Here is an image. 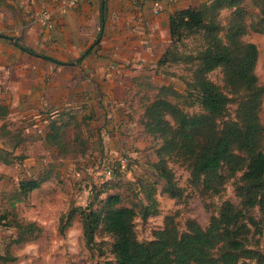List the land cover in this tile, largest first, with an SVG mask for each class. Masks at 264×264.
Instances as JSON below:
<instances>
[{
    "label": "trees",
    "instance_id": "16d2710c",
    "mask_svg": "<svg viewBox=\"0 0 264 264\" xmlns=\"http://www.w3.org/2000/svg\"><path fill=\"white\" fill-rule=\"evenodd\" d=\"M105 13L106 0L100 6V26L106 21ZM168 24L171 42L158 65L184 66L190 77L178 74V78L199 110L187 112L176 100L180 92L172 85L155 87L153 94L141 102L139 119L143 132L158 140L156 160L151 164L157 180L138 179L145 201L130 198L124 204L121 192H109L115 186L112 183L123 177L117 155L108 163L113 176L93 188L95 201L85 207L71 206L61 214L58 233L64 235L78 216L88 246L96 235L111 239L109 264H246L247 260L264 264V251L258 247L264 220V85L255 71L258 48L244 39L250 33L264 34V0H208L175 11ZM188 39L194 44H186ZM15 45L38 55L17 41ZM92 49L87 48L81 57ZM217 69L222 87L209 78ZM170 74L177 78L175 72ZM231 101L235 105L232 114L228 111ZM91 118L85 116L79 122L75 115L61 113L50 123L46 140L59 155L73 153L83 141L80 124ZM70 126L78 130L71 138L66 132ZM174 163L188 170L189 186L201 193L220 194L226 180L236 178L237 201L221 202L205 227L189 219L184 231L178 229L176 215L167 214L153 237L140 241L134 219L138 215L145 220L158 212V181L162 182L160 192L170 198L182 199L185 195V188L175 179ZM47 179L48 175L39 174L19 180L16 200L27 199ZM102 194L105 196L98 199ZM13 205L0 213V223L17 231L12 243L42 231L35 221L20 217ZM15 260L8 248L0 254V262Z\"/></svg>",
    "mask_w": 264,
    "mask_h": 264
},
{
    "label": "crops",
    "instance_id": "0c3cea01",
    "mask_svg": "<svg viewBox=\"0 0 264 264\" xmlns=\"http://www.w3.org/2000/svg\"><path fill=\"white\" fill-rule=\"evenodd\" d=\"M205 1L161 0L155 11L153 0H106L101 29V0H77L64 12L57 0H0V181L19 182L57 165L60 158L49 153L60 155L46 133L61 113L79 122L91 116L86 123L107 135L111 151L142 143L141 102L157 86L180 84L170 74L175 65H158L171 42L169 16ZM45 9L52 11L51 28L37 16Z\"/></svg>",
    "mask_w": 264,
    "mask_h": 264
},
{
    "label": "rangeland",
    "instance_id": "374dc122",
    "mask_svg": "<svg viewBox=\"0 0 264 264\" xmlns=\"http://www.w3.org/2000/svg\"><path fill=\"white\" fill-rule=\"evenodd\" d=\"M245 40L256 44L258 48V61L255 71L260 82L264 85V34L250 33L244 37ZM186 44L193 45L192 39ZM183 51V49H181ZM175 69V70H174ZM175 74L190 77V73L184 70L183 65L173 68ZM221 72L219 69L211 72L209 78L222 87ZM179 79V78H178ZM180 80V79H179ZM177 90L180 96L176 99L187 112L199 110V106L187 95L185 85L180 80ZM173 100H175L173 98ZM193 101V102H192ZM235 105L233 101L229 104L228 111L232 114ZM261 120L264 123V101L261 111ZM95 124L82 123L79 133L83 141L76 145L73 153L56 156L49 153L55 160L60 158L57 165H51V169L45 175L51 180L42 184L33 191L27 199H17L15 192L18 181L14 179L0 181V213L9 209L13 204L16 212L25 220L35 221L42 227L40 233L27 235L26 240L20 243H12L17 237V231L0 223V254L5 249L16 257L14 262L0 264H109L112 257L109 252L111 239L107 236H95V241L88 246L82 234L80 219L76 216L71 225L60 235L57 230L58 219L61 214L66 213L71 206L85 207L95 201L93 198L95 186V173L108 165L115 157L122 156L127 159V170L123 172L122 179L110 187L109 192L119 191L124 197V204H128L130 198L136 202L143 201L144 195L140 191L138 179L157 180L151 167L156 160L154 150L158 140L144 132L140 135L139 145L132 144L131 147L118 146L116 151L107 143V135L94 131ZM141 128V127H140ZM141 131V130H140ZM68 136L78 132L70 126L66 129ZM104 139V140H103ZM122 145L126 142H120ZM81 148H83L81 152ZM129 151V152H128ZM131 154V155H130ZM118 155V156H117ZM175 179L178 184L185 188L182 199L170 198L160 192L162 182L159 180L156 187V198L158 200V212L143 220L140 216L134 219V229L140 241H147L153 237V232L163 226L164 216L175 214L178 229L185 230L186 222L194 219L202 227H205L210 216L216 211L221 202L225 200L237 201L234 192V177L228 178L223 185L220 194L201 193L193 190L188 184V170L180 164H171ZM23 174V171L21 172ZM116 175L120 173H115ZM120 175V176H121ZM113 176V175H112ZM18 178V177H17ZM104 184V183H103ZM102 194L99 198H103ZM145 201V200H144ZM97 202V201H96ZM258 247L264 251V220L263 233L259 238ZM246 264H257L255 261H246Z\"/></svg>",
    "mask_w": 264,
    "mask_h": 264
},
{
    "label": "built area",
    "instance_id": "2783aa9c",
    "mask_svg": "<svg viewBox=\"0 0 264 264\" xmlns=\"http://www.w3.org/2000/svg\"><path fill=\"white\" fill-rule=\"evenodd\" d=\"M77 0H57V8L59 11L64 12L68 7L75 5ZM167 2H174L176 0H166ZM153 8L155 11L161 9V0H153ZM38 19L42 21L47 28L52 27V11L45 9L41 10L38 14ZM118 171L125 172L127 170V159L125 157L120 156L118 159ZM113 175V169L106 165L101 171L95 173V183L100 185L108 181Z\"/></svg>",
    "mask_w": 264,
    "mask_h": 264
},
{
    "label": "water",
    "instance_id": "95a60500",
    "mask_svg": "<svg viewBox=\"0 0 264 264\" xmlns=\"http://www.w3.org/2000/svg\"><path fill=\"white\" fill-rule=\"evenodd\" d=\"M105 2V0H101V5H103ZM102 26H103V22H102ZM102 26H101V29H102Z\"/></svg>",
    "mask_w": 264,
    "mask_h": 264
}]
</instances>
